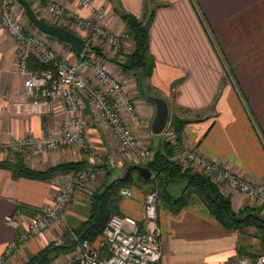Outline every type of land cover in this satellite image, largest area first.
Returning a JSON list of instances; mask_svg holds the SVG:
<instances>
[{
	"label": "crops",
	"instance_id": "0c3cea01",
	"mask_svg": "<svg viewBox=\"0 0 264 264\" xmlns=\"http://www.w3.org/2000/svg\"><path fill=\"white\" fill-rule=\"evenodd\" d=\"M52 1L60 2L79 18H89L90 7L100 8L108 31L116 34L124 31L123 24L112 13L111 4L106 0H91L88 8L80 7L76 0ZM113 1L134 18L142 19L143 0ZM155 1L166 6L155 11L148 29V52L153 59V70L145 83L150 92L166 101L168 116L182 118L179 116L182 115L187 120L181 132L189 145L247 180H260L264 177V0ZM11 9L17 15L21 13L16 4L11 5ZM38 12L44 21L49 19L43 11ZM28 30L29 33L39 34L34 29ZM42 36L59 58L76 62L77 57L69 47ZM211 37H214V48ZM129 48L130 44H125L122 52L127 53ZM101 52L107 58L114 55L104 47ZM89 56L119 78L127 86V91L125 87L123 89L125 92L133 93L139 125L133 128L127 118L125 123L140 146H155L162 137H152L149 133L153 107L138 95L133 78L121 74L113 64L100 60L92 53ZM16 63L15 45L0 28V145H9L29 136L35 139L55 137L60 132L63 113H44L40 116L14 113L12 104L27 100L22 81L15 73ZM85 114L88 121L86 139L95 158L88 160L83 151L69 147L46 153L33 161L24 160L25 165L44 170L68 161L83 160L89 166L103 164L105 155L116 147V140L96 116H90L88 111ZM12 154H0V161L10 160ZM120 165L110 166L109 179L118 176L116 172L120 176L125 171ZM95 173L93 183L75 189L58 226L50 227L20 244L7 264H23L47 244L70 240L67 233L88 216L89 192L103 182V171L97 169ZM68 175L48 182L23 178L14 180L7 170L0 168V253L4 245L16 236L15 231L4 226L3 217L19 216L25 223L28 216L19 212V207L35 210L49 206L55 191L67 182ZM222 192L229 196L233 211L243 206L252 207L242 195ZM143 195L141 190H133L130 199L119 203V214L140 220ZM158 219L162 264L172 261L184 264L189 254V260H194L201 250H210L208 246L216 240L222 243L220 250L224 252L219 261L226 264L229 258L234 257L232 252L238 236L217 227L201 205L190 204L175 215L158 208ZM229 253L231 256L224 261Z\"/></svg>",
	"mask_w": 264,
	"mask_h": 264
},
{
	"label": "built area",
	"instance_id": "2783aa9c",
	"mask_svg": "<svg viewBox=\"0 0 264 264\" xmlns=\"http://www.w3.org/2000/svg\"><path fill=\"white\" fill-rule=\"evenodd\" d=\"M35 9L48 15L53 24L80 37L84 33L86 46L90 41L107 48L112 53L122 50L128 36L108 31L104 13L100 8L90 7L91 0H76L80 7H90L89 18H79L67 11L60 2L52 0H29ZM14 1L0 0V28L6 32L15 45L17 63L16 75L22 81L24 102L12 104L14 113L26 115L51 114L60 112L64 117L60 132L55 137L35 139L25 137L9 145H0V154L23 153L25 160L34 159L62 148L75 147L83 150L88 160L94 153L86 140L87 116L94 115L116 140V147L105 155L109 166H117L128 158L131 164L144 166L152 154L140 146L131 131L138 127L139 119L135 112L133 93H127L116 78L110 76L101 62L89 56L86 46L76 62L59 58L47 45L39 33H29L10 10ZM90 40V41H89ZM32 59L40 66L33 71L27 67ZM129 123H125V119ZM165 140H174L175 133L166 126L160 135ZM179 149L174 160L182 167L202 173L216 183L225 193H238L258 208L264 217V177L250 181L235 171L203 156L196 147L189 145L183 135L179 139ZM129 160V159H128ZM264 165V151L262 156ZM96 179L92 170L70 173L67 182L58 187L49 206L35 209L33 215L26 217L25 223L17 216H4L5 227L16 232L13 240L6 243L0 253V264H7L20 244L57 227L69 207L74 191L89 185ZM118 196L130 199L129 188H120ZM158 202L155 192L144 194L142 217L135 220L126 215H113L106 222L100 235L92 242L72 238V250L58 257L51 264H162V242L158 219ZM60 257V256H59ZM226 264H264V256L255 258L234 256Z\"/></svg>",
	"mask_w": 264,
	"mask_h": 264
},
{
	"label": "trees",
	"instance_id": "16d2710c",
	"mask_svg": "<svg viewBox=\"0 0 264 264\" xmlns=\"http://www.w3.org/2000/svg\"><path fill=\"white\" fill-rule=\"evenodd\" d=\"M106 1L111 4L112 13L123 24L124 32L128 36L127 42L130 44L129 51L126 54L117 52L111 58H106L98 47L87 44L86 50L92 53L93 56L113 64L121 74L132 77L137 93L141 98L143 90L152 95L149 86L145 83L153 70V59L148 52V29L155 10L166 5H162L155 0H143V17L138 20L123 11L117 2L113 0ZM27 2L31 5L29 0ZM19 8L21 9V7ZM35 15L38 17V14L35 13ZM40 20L46 23L42 18ZM27 24L32 28L29 23ZM76 57L78 56L76 55ZM27 67L33 71L40 68L32 59L28 61ZM227 74L230 76L229 71H227ZM186 122L187 120L184 118H178L175 115L168 116L167 127L172 129L176 136L171 141L161 138V141L156 143L155 146L147 148L150 152L152 151L150 160L142 166L150 172V178L147 179H142L134 170H130L125 177V171L121 172L120 176L119 173H115L118 176L109 179L111 172L106 161L101 165L93 166L87 165L83 160L60 162L44 170H36L26 166L23 153H14L10 160L0 161V168L7 170L11 179L14 180L23 178L48 182L55 177L87 169L93 172L100 169L104 174L102 177L103 182L89 192L87 218L70 233H64L65 235L67 233L66 236L70 240L66 243L47 244L30 256L23 264H51L57 257L68 254L72 250L74 246L73 237L80 241L92 242L100 235L111 216L120 215L118 205L121 198L117 193L123 187H135L143 191L144 194L155 192L159 208L166 210L171 215L177 214L190 204L197 203L205 209L217 227L224 231L236 233L238 240L235 245L234 256L250 259L256 256H264V217L260 215L258 208L243 206L233 211L229 196L224 194L216 183L202 173H196L191 168L182 167L174 160L180 146L179 139L182 136V127ZM153 137L159 138L160 136ZM93 158H95V154ZM175 182H181L182 188L178 195L173 196L169 188ZM19 212L31 216L34 210L19 207ZM241 238L253 239L256 244L255 249L253 250V246L250 244L240 243Z\"/></svg>",
	"mask_w": 264,
	"mask_h": 264
},
{
	"label": "water",
	"instance_id": "95a60500",
	"mask_svg": "<svg viewBox=\"0 0 264 264\" xmlns=\"http://www.w3.org/2000/svg\"><path fill=\"white\" fill-rule=\"evenodd\" d=\"M18 4L24 14L26 21L40 34L56 39L66 44L71 51L79 56L85 49L86 43L81 37L70 31L51 24L43 23L32 11L26 0H8ZM142 98L153 107V115L149 123V133L152 136H160L168 121V106L166 101L158 96L150 95L145 90L142 92ZM130 170H134L142 179L150 178V172L145 167L130 164L125 168V175Z\"/></svg>",
	"mask_w": 264,
	"mask_h": 264
},
{
	"label": "rangeland",
	"instance_id": "374dc122",
	"mask_svg": "<svg viewBox=\"0 0 264 264\" xmlns=\"http://www.w3.org/2000/svg\"><path fill=\"white\" fill-rule=\"evenodd\" d=\"M27 1V0H26ZM28 3V2H27ZM30 3H31V5H29L30 7H31V9H32V11L34 12V13H36V14H38V18L40 19L41 18V16H39L40 14H39V12H38V10L37 9H35L34 7H33V5H32V2L30 1ZM18 7H20L18 4H16ZM15 6V5H14ZM14 9H15V7H14ZM18 9V8H17ZM20 9V8H19ZM10 10L12 11V13L14 14V16L17 18V20L19 21V24L21 25V26H23V28L26 30V31H29L28 30V28H31V27H29L28 26V22L26 21V19H25V17H24V14H23V11H21V13L19 14V15H17V14H15V12H14V10L13 9H11V5H10ZM21 10V9H20ZM157 10V9H156ZM155 10V11H156ZM45 14V13H44ZM46 22V24H51V25H54L53 24V21H52V19L49 17V19L48 20H46L45 21ZM56 26V25H55ZM26 27H28V28H26ZM59 27V26H58ZM33 28V27H32ZM31 28V29H32ZM79 35L81 36V38H85L86 36L84 35V33H79ZM57 41V40H56ZM90 41V40H89ZM91 42V44L93 45V46H99V45H97L96 43H93L92 41H90ZM64 44V43H63ZM211 44H212V46H213V48H214V46H215V43H214V37H211ZM91 45V46H92ZM100 47V46H99ZM98 47V48H99ZM101 48L103 49V47H100L99 49H100V51H101ZM107 49V48H106ZM108 50V49H107ZM108 51H110V50H108ZM123 51V49L122 50H120V51H118V52H120V54H126V53H123L122 52ZM129 51V50H128ZM102 53V52H101ZM128 53V52H127ZM105 57V56H104ZM98 58V57H97ZM107 58V57H106ZM111 58V57H110ZM100 60H102V59H100ZM105 71L110 75V76H112L113 78H116L117 80H118V82L121 84V86L123 87V89H124V87H125V91H127L126 89H127V86H124L123 85V83H122V81H120L119 80V78H117L115 75H113L110 71H108L107 70V68L105 67ZM134 81V80H133ZM129 92H130V90H128ZM173 112H175L176 113V111H174V110H172ZM172 111H171V114H172ZM177 114V113H176ZM179 116H181L182 118H184V116H182V115H179ZM198 116H201V115H198ZM197 118V117H196ZM166 126H167V124H166ZM166 128V127H165ZM165 130V129H164ZM164 132V131H163ZM152 136V135H151ZM153 137V136H152ZM87 140V139H86ZM87 144H88V142H87ZM88 146H89V144H88ZM90 147V146H89ZM91 148V147H90ZM90 151H92L93 153H94V151L92 150V149H89ZM14 154V153H13ZM12 154V155H13ZM151 154H152V151H151ZM129 159V160H128ZM127 160H124L123 161V163H121V165L120 166H122V168L124 167V169H125V167L126 166H128L129 164H131V159L130 158H128ZM128 164V165H127ZM117 173V172H116ZM130 190H131V193H132V191L133 190H139V189H137V188H135V187H128ZM182 188V183L181 182H175V183H173V185L169 188V190H170V192H171V194H173V196H176V195H178L179 194V192H180V189ZM143 192V191H142ZM144 193V192H143ZM146 193V192H145ZM144 196V195H143ZM132 197V196H131ZM125 199H120V201H119V203L121 202V201H124ZM237 240H238V238H237ZM239 242L240 243H242V244H247V245H251V246H253V250L255 249V247H256V244H255V241L253 240V239H251V238H247V239H242L241 238V240H239ZM222 243H220L218 240H216V241H214V243L211 245H209L208 247H209V249L210 250H207V249H203V250H201L200 251V255H198V257L196 258V259H194V260H189V258H190V254H189V256L186 258V262L184 263V264H225V263H223V261H219L220 260V255H222L224 252H221V250L220 249H222ZM213 249V250H212ZM253 250H251V251H253ZM233 254H232V256H234V252H232ZM231 256V253H229L228 254V256H226L225 258H224V261L225 260H227V258L228 257H230ZM236 257V256H235ZM172 264H178V262H176V261H172L171 262ZM170 263V264H171Z\"/></svg>",
	"mask_w": 264,
	"mask_h": 264
}]
</instances>
